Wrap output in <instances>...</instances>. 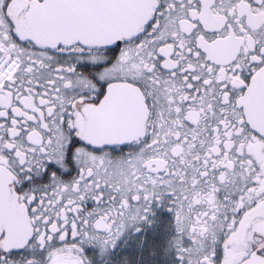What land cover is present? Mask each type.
Here are the masks:
<instances>
[{
    "label": "snow or ice",
    "instance_id": "snow-or-ice-1",
    "mask_svg": "<svg viewBox=\"0 0 264 264\" xmlns=\"http://www.w3.org/2000/svg\"><path fill=\"white\" fill-rule=\"evenodd\" d=\"M0 264H264V0H0Z\"/></svg>",
    "mask_w": 264,
    "mask_h": 264
}]
</instances>
